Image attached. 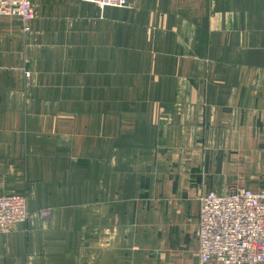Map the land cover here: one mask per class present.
Instances as JSON below:
<instances>
[{"label": "crops", "instance_id": "0c3cea01", "mask_svg": "<svg viewBox=\"0 0 264 264\" xmlns=\"http://www.w3.org/2000/svg\"><path fill=\"white\" fill-rule=\"evenodd\" d=\"M33 3L0 14V193L29 206L0 264H201V195L264 187V0Z\"/></svg>", "mask_w": 264, "mask_h": 264}, {"label": "built area", "instance_id": "2783aa9c", "mask_svg": "<svg viewBox=\"0 0 264 264\" xmlns=\"http://www.w3.org/2000/svg\"><path fill=\"white\" fill-rule=\"evenodd\" d=\"M123 7L129 0H84ZM0 14L17 16L23 31L31 29L33 0H0ZM29 216L25 193H0V232ZM200 263L217 259L222 264H264V187L232 186L219 193L209 190L200 197L196 227Z\"/></svg>", "mask_w": 264, "mask_h": 264}, {"label": "bare ground", "instance_id": "6f19581e", "mask_svg": "<svg viewBox=\"0 0 264 264\" xmlns=\"http://www.w3.org/2000/svg\"><path fill=\"white\" fill-rule=\"evenodd\" d=\"M28 209H29V206H28ZM29 217V216H28Z\"/></svg>", "mask_w": 264, "mask_h": 264}]
</instances>
